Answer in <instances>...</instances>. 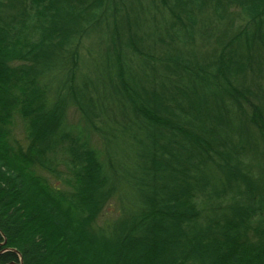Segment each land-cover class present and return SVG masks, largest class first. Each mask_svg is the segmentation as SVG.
Listing matches in <instances>:
<instances>
[{
  "label": "trees",
  "instance_id": "16d2710c",
  "mask_svg": "<svg viewBox=\"0 0 264 264\" xmlns=\"http://www.w3.org/2000/svg\"><path fill=\"white\" fill-rule=\"evenodd\" d=\"M151 2L173 21L164 76L146 85L123 54L154 58L153 34L127 0H0V264H264V0ZM208 11L231 24L199 60L176 44L195 42ZM102 24L111 99L135 125L105 117L77 76L78 48ZM71 108L113 130L106 159L67 130ZM112 201L120 216L96 226Z\"/></svg>",
  "mask_w": 264,
  "mask_h": 264
},
{
  "label": "rangeland",
  "instance_id": "374dc122",
  "mask_svg": "<svg viewBox=\"0 0 264 264\" xmlns=\"http://www.w3.org/2000/svg\"><path fill=\"white\" fill-rule=\"evenodd\" d=\"M127 5L132 9V19L140 21L141 33L153 34L154 37V39L152 37V40H149L148 43L146 36V42L150 45L154 58H146L145 56L139 55L133 58L134 56L127 51L123 54L126 63L129 66H133L137 80H139L140 83L148 85V83L153 80L154 76H164V71L161 69L162 65L160 64L159 59L164 57L166 49L170 45L171 40L165 30L173 20L168 11L165 8L160 7L158 3V7L154 10L151 0H127ZM210 12L211 11H208L204 13V16L199 17L201 34L197 35L195 42L192 41L189 43L186 49L183 48L182 45H179L178 43L176 44L181 51H184L191 57H195L199 60H205L208 55L214 51L215 36H217L219 30L222 31L225 28L230 27L231 24L229 19H227V22L218 23L212 16V12ZM230 15L229 18L231 19V17H233V20L235 21V23L233 21L234 24L231 25V29H234V26L238 27L242 24L241 13L238 9H232ZM105 25L106 24L96 26L95 30L91 31L89 40L84 39L81 42L78 48L79 67L77 76L80 79H85L87 76L94 82L93 84L99 92L93 96H97L98 101L101 102L102 108L106 112L105 117H111L112 119L116 118L118 120V127L123 128L124 124L131 123L130 125H135V119L130 114L126 117V112L123 110L122 105L118 101L111 99L114 95V91L112 83L110 82L111 74L108 71V63H113L115 55L110 51V31L104 27ZM210 30H212V32H209L212 34V37L211 39H207L205 33ZM144 36L145 35H142V37ZM181 37H184L183 33L181 34ZM189 38H187V40ZM144 44L146 43L144 42ZM154 61L155 64H157L155 65L157 66V73H154L153 70ZM123 119L126 122H124V124L122 122ZM96 124V127H91L93 129H90L86 127V123L77 109L71 108L68 112L66 123L67 130L75 133H83L85 136L87 135L92 147L98 150L100 155H102V160H104L110 150L108 140H112L111 136L114 132L104 124L101 119L96 120ZM110 124L114 125V122H111ZM108 130L111 132H106L107 134H105V131ZM119 133L120 131L115 130V134L118 135ZM121 133L123 135L121 139L123 141L121 142V148L126 150V143H129L128 138L126 135L124 137L123 131H121ZM132 134L139 135V131L136 127ZM14 136L20 143L25 144V126L19 118H16L15 120ZM41 175L50 179L55 185H60V182H57L48 173L43 171ZM120 213L121 209L119 204L116 201H112L103 211L96 226H106L110 224L120 216Z\"/></svg>",
  "mask_w": 264,
  "mask_h": 264
}]
</instances>
